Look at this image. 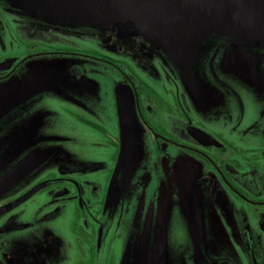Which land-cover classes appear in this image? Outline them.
I'll use <instances>...</instances> for the list:
<instances>
[{
	"label": "rangeland",
	"instance_id": "rangeland-1",
	"mask_svg": "<svg viewBox=\"0 0 264 264\" xmlns=\"http://www.w3.org/2000/svg\"><path fill=\"white\" fill-rule=\"evenodd\" d=\"M250 1L252 4L246 5L245 0H234L231 9L204 11L206 15L195 10L196 19L203 20L200 23L177 16L182 29L222 26L226 32L197 31L192 41L180 44L176 52L160 37L148 14L144 24L138 19L141 12L127 6L88 12L57 6L52 15L34 12L32 16L0 0L19 12L17 18L23 25L25 22L30 30L35 29L17 33L4 19L8 26L0 35L6 32L20 42H13L14 49L7 48L8 58L12 52L26 55L35 50L65 54L28 60L20 70L21 77L0 82L9 91L22 88L0 96V264L6 260L1 257L4 254L15 264L23 257L29 264H111L112 257L115 264L120 257L118 264H125L135 229L138 264H156L154 231L162 203L165 262L192 264L188 260L194 254L202 261L194 264H212L203 261L200 255L204 247L200 244L207 243V252L214 250L210 229L222 227L221 206L214 203L208 207L209 201L200 196L195 179L191 174L184 176L204 164L193 153L178 148L169 153L173 163L168 159L163 163L164 155L160 164L155 161V155L149 154L148 127L156 128L153 119L159 117L158 111L156 116L144 115L146 127L134 110L135 96L115 87L113 81H119V69L144 74L136 56L147 57L148 52L172 72L176 81L170 78L177 82L184 105L195 118L206 119L205 128L215 124L213 116L221 119L220 123L236 122L244 128L249 126L244 123L247 112L248 123L256 118V129L264 128V97L254 91L264 85L260 76L264 47H244L264 38V0ZM182 15L187 17V13ZM220 44L225 46L217 52ZM188 61L193 64L189 80L180 72ZM141 80L146 91L138 90L139 107L145 108L148 101L159 108L163 119L179 115L171 83L164 80L154 85ZM27 86L43 89L28 92ZM220 131H216L217 138L234 148L235 136L230 134V138L229 132ZM146 140L145 155L142 141ZM63 166L72 171L61 175ZM65 178L78 183L100 182L102 190L89 201L88 188L83 186V209L56 199L49 206L48 188L18 199L36 182L52 180L60 188L57 182ZM61 203L59 215L47 220L45 217ZM245 215L249 221V213ZM232 256V264H237Z\"/></svg>",
	"mask_w": 264,
	"mask_h": 264
},
{
	"label": "flooded vegetation",
	"instance_id": "flooded-vegetation-1",
	"mask_svg": "<svg viewBox=\"0 0 264 264\" xmlns=\"http://www.w3.org/2000/svg\"><path fill=\"white\" fill-rule=\"evenodd\" d=\"M0 5V31L7 30L6 26H8V23L4 22L5 18L9 20V23L14 27L13 29H15L17 33L22 31H27L29 33L35 31V29L30 30L25 22L23 25L22 21L17 18L19 12L14 9L12 10L2 2H0ZM41 33L45 34L43 32ZM22 34L24 33L22 32ZM16 41V38L8 36L6 32H4L3 36L0 35L1 83L13 77H21L20 70L28 63V60H49L53 59L54 56L65 55L55 52H36L35 50L26 55H17L12 52L10 58H8V50L13 48V42L20 43ZM224 46V44H220L216 51L218 52ZM34 47L33 45V48ZM129 53L135 56L134 52L129 51ZM79 57L91 58L90 56ZM212 58H215V54H213ZM151 61L154 62L155 67ZM102 62H105V60H102ZM136 62L141 66L142 69L140 71L144 74L140 73L136 75L135 71L131 69L129 70L127 68L122 70L115 64L112 65L116 69H119L117 76L120 79L117 82L113 81L115 87L121 88V91L128 92L136 98L137 108L134 107V110L138 111V120L147 127V123L145 122L147 115L156 116L158 111L160 117L159 108H157V106L155 108V105H152L151 102H145V108L139 107V101L137 99L139 98L138 90L141 91L145 89L146 91L144 82L141 79L148 80L154 85L164 80L171 83L172 85L169 86L173 87L172 94L175 99V107H177V111L179 112V115L177 114L175 118L163 119L158 117L153 119L156 128L153 129L148 127L150 130L149 137L151 147L149 154H154V159L158 163L162 159V155L165 156L162 162L168 159L173 163L175 159L169 154L173 149L178 148L179 150L193 153L195 159L203 163L204 166L203 168L199 167L193 173L186 171L184 176L187 177L191 174L195 179L200 196L205 197L206 200L209 201L208 207H213L214 203L221 206L222 227L219 225L217 228L210 229V233L213 235L214 239L213 244H216L213 247L214 250L207 252V243L205 244L203 241L200 244L204 247V251H202V255H200L203 261L212 264H232L234 263L232 261L233 253L237 261L235 263L237 264H264V128L256 129V118L248 123L250 119V114L248 112L246 113L244 123L249 124V126L245 125L244 128L239 127L236 122L231 124L220 123L221 119L215 116L212 117L215 124L213 125L208 122L210 125L208 128H205L203 126V119H206L203 118L200 120L199 118H195L190 113L189 108L184 105L180 96V88L176 85L177 82H174L175 79L170 75L172 72H169L156 58L149 56L148 52L147 57L143 55L138 59V56H136ZM260 76L263 77L262 80H264V72H261ZM254 91L259 92V97H261V95L264 97V85ZM241 107L242 105L240 108ZM220 130H226L229 132V135L235 136V139L232 140L235 141L234 148L226 144L222 139L219 140L217 138L216 131L221 132ZM231 135L230 138H232ZM142 147L146 155L148 151L147 140L145 142L142 141ZM70 171H72V169L67 166H63L62 169H60L61 175L70 173ZM44 181L47 182L34 183L25 192L20 193L18 199L21 197L26 199L33 194H41L44 188H48L46 191V195L48 196L46 197V199H48L46 202L48 205H52L56 199L67 204H79L80 209H83L84 204L80 198L82 199L81 195L84 192V187L88 188V194L90 196L89 201L95 200L96 196L102 190V183L100 182L82 181V183H78L73 179L65 178L57 182L60 188H56L55 183L50 182L52 180ZM68 187L70 188L69 190H67ZM38 189H40V191ZM15 200H17V198ZM62 206L63 203H61L58 208H53L52 212L45 218L50 220L58 216L59 208ZM246 212L247 215L249 213V221L247 218L248 216L245 215ZM149 225L151 226V223ZM218 235L222 238V241L219 239ZM260 236H263V239H261ZM137 239H139V236H137V229H135L128 243L127 258L124 256L126 261L125 264L139 263L136 256L138 251ZM222 252H225L224 256ZM1 257L6 259L4 264H15L6 254ZM19 259H21V257H19ZM114 259L115 258L112 257L111 264L114 262ZM188 261L194 264V262L201 260L200 258H196L194 254H191ZM118 263H120V257H118ZM19 264H29V262L23 257V259L19 260Z\"/></svg>",
	"mask_w": 264,
	"mask_h": 264
},
{
	"label": "water",
	"instance_id": "water-1",
	"mask_svg": "<svg viewBox=\"0 0 264 264\" xmlns=\"http://www.w3.org/2000/svg\"><path fill=\"white\" fill-rule=\"evenodd\" d=\"M11 7H14L19 10H26L33 16L34 12L43 13L45 16L52 15L57 6H67L74 9H79V11L88 12V10H97L101 8H113L117 5H121L122 9L124 6L129 7L132 11L141 12L139 14V20L142 19V23L147 24V14L150 16V22L156 25L155 29L158 30L161 34L160 37L166 39L168 44L173 49L178 52L180 46L186 43H190L193 39V33L195 34L197 31H216V32H226L225 29L220 27L214 28H202V30L194 28L190 23L189 26H192L190 29L183 28L182 23L177 22L176 18L179 15L181 19L192 23L197 21L198 23L203 22V20H197L193 11L200 10L204 13L207 11L216 12L220 8H232L234 0H3ZM231 3L230 7L228 3ZM104 3V4H103ZM160 3V5H157ZM246 5L252 4V1L245 0ZM137 8V9H136ZM73 10V9H72ZM245 8L243 9L244 13ZM105 12V11H104ZM112 12V11H108ZM245 10V14L247 16L248 13ZM187 13V17L182 14ZM204 15H206L204 13ZM223 34V33H221ZM179 38L183 39L182 42H179ZM255 45L248 46L244 45V47H255L261 48L264 47V38H256L254 39ZM196 42V41H195ZM257 43V44H256ZM181 44V45H180ZM181 74H184L185 79L189 80L191 74L193 73V64L188 61L183 70L180 71ZM3 84H0V96L13 94V91H20L22 88H12L13 91L6 90L2 88ZM188 85V84H187ZM28 87V86H27ZM39 89L43 88H27V91H39ZM1 106V105H0ZM19 173H23L18 170ZM6 186V184H5ZM4 186V188H5ZM164 203L161 205V209L157 214L156 221V264H165L164 254ZM155 264V263H154Z\"/></svg>",
	"mask_w": 264,
	"mask_h": 264
},
{
	"label": "crops",
	"instance_id": "crops-1",
	"mask_svg": "<svg viewBox=\"0 0 264 264\" xmlns=\"http://www.w3.org/2000/svg\"><path fill=\"white\" fill-rule=\"evenodd\" d=\"M229 71H231V68L229 69Z\"/></svg>",
	"mask_w": 264,
	"mask_h": 264
}]
</instances>
